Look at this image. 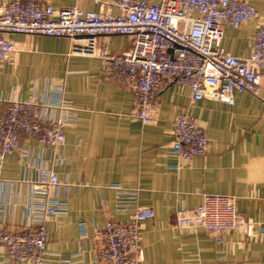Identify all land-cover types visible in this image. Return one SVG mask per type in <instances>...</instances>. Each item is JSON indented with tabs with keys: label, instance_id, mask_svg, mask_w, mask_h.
Here are the masks:
<instances>
[{
	"label": "crops",
	"instance_id": "obj_1",
	"mask_svg": "<svg viewBox=\"0 0 264 264\" xmlns=\"http://www.w3.org/2000/svg\"><path fill=\"white\" fill-rule=\"evenodd\" d=\"M13 0H0L8 3ZM53 8L117 13L115 0H36ZM158 3L161 0H148ZM264 17V0H245ZM259 20L239 28L225 26L222 47L241 58L250 56ZM17 52L0 63V114L12 100L42 105L49 120L67 119L66 143L60 154L31 137L0 158V224L11 230L36 226L39 197L65 200L67 214L48 223L43 264H105L98 260L97 230L111 219L126 221L118 211L119 190L138 191L139 204L154 211L142 225L141 264H264V237L240 230L218 244L201 228L175 227L179 207L194 208L202 195L235 198L240 215L264 225V103L236 93L234 104L206 93L193 101L186 86L171 85L159 95L155 120L145 125L132 115L134 94L103 74L98 58L71 54L67 37L7 34ZM112 53L131 47L126 35L102 36ZM63 104L68 109H60ZM187 112L210 139L208 152L188 163L170 153L174 121ZM54 172L59 186L39 194L38 184ZM81 226L86 229L85 235ZM0 264H12L0 249Z\"/></svg>",
	"mask_w": 264,
	"mask_h": 264
},
{
	"label": "built area",
	"instance_id": "obj_2",
	"mask_svg": "<svg viewBox=\"0 0 264 264\" xmlns=\"http://www.w3.org/2000/svg\"><path fill=\"white\" fill-rule=\"evenodd\" d=\"M117 13L91 12L78 6L53 8L36 0L0 3V63L9 60L17 46L7 34L67 37L71 54L91 56L103 62V74L118 80L134 94L132 115L145 125L155 120L161 107L159 95L171 85L186 86L193 101L206 93L219 102L234 104L236 93H249L264 103V17L245 0H115ZM259 20L253 36L251 54L241 58L222 47L225 26L239 28ZM126 35L131 47L112 53L99 42L102 36ZM60 109H68L60 104ZM67 119H46L42 105L35 101L12 100L0 114V158L15 151L21 138L31 137L60 154L66 143ZM210 147L206 130L187 112L174 121L170 153L188 163L205 155ZM59 186L54 172L47 182L37 185L39 194ZM119 190L118 211L127 213L126 221L109 220L97 230L98 260L105 264H141L142 225L155 214L139 204L138 191ZM37 224L11 230L0 224V249L12 264H43L48 247V223L67 214L65 200L39 197L35 202ZM1 207V206H0ZM1 214V208H0ZM174 224L180 231L201 228L218 244L225 234L240 230L248 237H264V225L242 217L235 198L204 194L194 208L179 207ZM85 235L86 229L81 226Z\"/></svg>",
	"mask_w": 264,
	"mask_h": 264
}]
</instances>
